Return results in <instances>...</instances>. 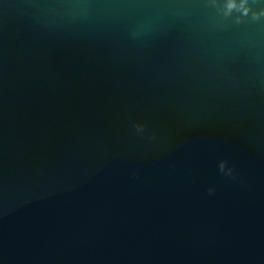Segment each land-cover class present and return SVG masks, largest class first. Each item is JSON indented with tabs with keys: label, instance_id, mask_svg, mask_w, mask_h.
Instances as JSON below:
<instances>
[{
	"label": "water",
	"instance_id": "water-1",
	"mask_svg": "<svg viewBox=\"0 0 264 264\" xmlns=\"http://www.w3.org/2000/svg\"><path fill=\"white\" fill-rule=\"evenodd\" d=\"M238 15L0 0V264H264V20Z\"/></svg>",
	"mask_w": 264,
	"mask_h": 264
},
{
	"label": "clouds",
	"instance_id": "clouds-1",
	"mask_svg": "<svg viewBox=\"0 0 264 264\" xmlns=\"http://www.w3.org/2000/svg\"><path fill=\"white\" fill-rule=\"evenodd\" d=\"M209 2L215 5L217 3V0H209ZM251 2L257 3L258 0H251ZM233 11L239 12V15L235 18L234 21L237 24L242 22L241 17H249V13H251L250 18L253 21L264 20V2L261 3V6L258 8V10H253L250 7L249 0H239V3H237V0H224V16H231ZM133 127L136 129L137 132H143V125L134 124ZM219 169L222 172L226 171V174L228 175L232 174L231 168H228L226 170L224 161H220ZM209 192H212L211 188L209 189Z\"/></svg>",
	"mask_w": 264,
	"mask_h": 264
}]
</instances>
